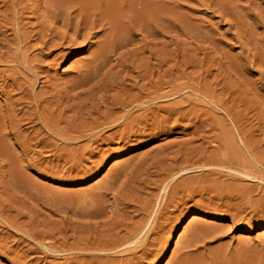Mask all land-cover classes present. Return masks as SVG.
I'll return each instance as SVG.
<instances>
[{
	"label": "rangeland",
	"instance_id": "rangeland-1",
	"mask_svg": "<svg viewBox=\"0 0 264 264\" xmlns=\"http://www.w3.org/2000/svg\"><path fill=\"white\" fill-rule=\"evenodd\" d=\"M1 1L5 2L6 0ZM1 1L0 11H3L4 7ZM60 1H63V5ZM112 1L115 6L113 11L117 14V20L112 27V31L116 33L111 32L112 36L110 35L111 37L109 38L113 43L117 41L119 45L115 42L117 45L116 51H113L111 54L112 58L110 63L115 66L113 67L109 63V66L104 69L105 73V71L111 67V73H109L107 79L109 81L117 80L116 82L118 83L124 81L126 82L125 84L128 85L130 83L129 81L127 82V78H125L126 74L131 71L132 76H135L137 70V72L142 70V64L143 68L146 66L145 68L154 69L155 74L158 70L157 72L160 75V79H164L163 81L167 80V82H169V79L170 81L172 80L171 83L173 86L174 84H183L188 86L191 85L192 89H198L196 92L194 89V91L191 89L187 91L186 89L180 93L181 95L179 94L161 100V102L158 103L159 107L161 106L162 109H166L179 101H189L191 99L192 101L190 100V104H185H188L186 109L193 108V111L196 109L192 114H195L197 118L195 115L191 114L188 118L194 116L196 120L193 118H190L189 122L187 121L189 119H184L185 121L180 120L179 122H175L174 120L173 123V119L176 118V116H173L172 119L164 121L162 124H166V127L172 129L168 131L170 133H167L166 136L161 133L157 134V132L151 134L145 132L143 135L137 136L133 141H120L114 139L111 140V142L110 140L106 142L108 141L106 140L105 143L98 141L95 145V143L90 144L84 139L79 143H73L74 145L69 143L67 146L61 141H56L53 137L51 138V136L47 138L45 133L42 134L41 132L39 136L33 134L39 126H36V124L33 125L32 123L26 124L27 121L24 122L25 120L18 121V119H15L17 130H14L15 128L11 130L10 126H2L3 118H8V116L2 112V115H0V133H4L0 134V140H3L0 141L2 143H0V205L3 203L4 205L2 207L0 206V210H4V212L0 211V225H2L0 226V264H126L129 260L128 255L116 256V254L112 252H107L105 255L107 256L108 254L110 258H106L103 253L94 251L93 248L99 246V240H101L100 247L104 244L103 242L108 239L107 237L105 240L104 237L112 230L114 227L113 224L119 223V221L122 222V224L132 223L133 221L137 222L142 218V215H139V210L141 208L143 209L147 206L154 205L155 208L153 210L155 212L157 207L159 205L161 207L162 204H167L168 206L165 205V208L162 209V211H164H161L158 221L152 223L153 216H151L149 221L150 229L154 226L151 233L154 235L155 233L162 235L159 251L157 253L153 252V255H149L144 261L143 259H140V261L137 260L141 264H264V87H262L264 86V60H262V58H264V0H143L146 4V11H142L143 9L139 6H134L132 2L137 3L138 0ZM24 2L28 3V7L29 4H35L34 11L37 14L39 13V20H41V15H46L45 9L54 11L55 9L53 10V6L55 5L57 8H61L60 10L63 8L64 12L70 9L69 12H74L78 0H34V3L33 0H25ZM96 2H101L102 4V0H97ZM114 2H116V4ZM71 4L74 5L71 6ZM130 4H132L134 8L126 7V5L128 6ZM68 5L71 6L74 11ZM98 6H103V4ZM138 7L141 9L142 13L140 11L137 13L135 12V9L139 10ZM117 9L120 11L123 10L124 12L122 13V11L120 12ZM128 9H133L132 12L134 14L132 13V15ZM54 12L61 13L62 11L59 12L56 10ZM117 12H120L122 15ZM127 12L130 15H128ZM24 14V22H27V20L35 22L34 19L30 18V13ZM71 16L73 17V15ZM127 16H129L128 20L125 19ZM48 17L49 15L45 17V21H48V19H46ZM144 18L150 19L145 20ZM157 21H160V23ZM147 22H149V24H147ZM104 23L106 24L105 21ZM124 23H127L129 27ZM97 29L99 28H96V30ZM121 31L124 32L122 33ZM125 32L127 33L124 34ZM101 33V35H104L103 32ZM100 34L97 38H93L94 40L91 39V41H93L92 44H95V42L102 37ZM115 34H117V36ZM122 36L124 38H122ZM142 38L144 41L141 40ZM126 39H128L130 43L126 41ZM123 40H125V44ZM118 47L121 49L119 50ZM168 50L170 53H174V55L170 54ZM64 52L61 57L53 62H49L50 65H44L43 70L48 71V76L50 79L52 78L51 80L54 79L53 81L59 82L58 89L68 91L66 81L77 77V67L88 59L89 50L83 49L80 51L78 49H70L66 54ZM140 52L143 54L139 55L141 54ZM135 53L137 54L135 55ZM54 55H56V52L48 60L50 61L53 59L52 57H54ZM252 55L255 58L257 56L260 57L254 58V60ZM140 61H142V63H140ZM206 62L207 64H205ZM147 63H149L150 66H148L149 64L147 65ZM198 64L200 65L197 66ZM234 67L236 69H234ZM170 71L172 72L171 76L173 78L175 77L176 80L175 78L174 80L171 78ZM117 72L118 74L121 73V75H118ZM172 74H174V76ZM212 74L214 75L212 76ZM155 79L156 76L152 78V80ZM142 83L143 82L139 81L138 85ZM205 85L206 87L208 86L207 90L206 92H202V90L205 91L204 89H206ZM235 85L238 86L236 87ZM39 88L40 87L37 89L40 90ZM37 89L36 91H38ZM168 89L169 88L163 85V92H167ZM199 89L201 92H199ZM42 90L45 91V89ZM254 90L256 91L254 92ZM116 93V90H109L107 91V96L111 98L113 95H116ZM210 93L211 96H208ZM243 93L247 94V97ZM203 94L205 96H201ZM258 94L260 97H258ZM98 95H100V93H98ZM182 96L183 98L185 96L184 100ZM238 97L239 99H237ZM0 99V104L2 105L3 99ZM219 99L223 103L222 107L225 111L217 107L218 103L216 100L218 101ZM247 99L251 100L247 101ZM253 101L254 103L256 101V103L254 104ZM207 105L209 107H207ZM97 106L98 107H94L95 110H103L102 105L97 104ZM241 109H243V112ZM24 110L23 112H27V109ZM87 110L89 109L85 108L82 112ZM30 111L31 109L29 112ZM96 111H92V116H96ZM136 114H140V112ZM159 114L162 117L164 115L162 112H159ZM227 114L230 115V117ZM235 116L238 117L236 118ZM193 121L194 123L197 121V124H199V122L206 124L204 125V127L206 126L204 129L205 139H202V142L198 140L194 142V144L192 143L191 146L193 147L199 144L201 145L202 143L203 147H207L206 149L209 151L211 147H213L212 141L217 138L216 141L219 142L220 136L228 132L225 134L226 136L224 135V137H226L224 138L225 147L227 145L228 148L232 149L231 152L230 149L228 150L227 147L226 149L224 147L225 156L226 154L227 156L229 155L225 157L226 160L224 161L228 162H225L223 165L224 167H221V164H217L219 167L215 165V167L210 169L213 173L192 172L189 173V175H183V178H178L179 176H175L176 178L168 177V172H164L163 169L167 167L166 164L170 161H166L164 163L165 166L161 165L162 168L160 167V169L155 166V162H157L156 159L159 160L162 156L170 158L179 150L178 162L176 161L175 164L178 166V169H184L189 160L188 165H190L187 166L188 168H190L192 164L195 166L200 165L202 162L200 160H207L209 158L208 151H205V154L204 152L200 153V151H197L199 153L194 152L196 154L192 156L194 153H187L183 148L184 151L179 149V142L182 144L183 141L190 139L188 132H191L190 129H192L194 124ZM211 124L214 125L211 126ZM215 125H217V128ZM18 127L20 130H18ZM208 129L213 132H208ZM222 129L226 132H223ZM110 133L111 131L105 134L108 135ZM209 135H211V137ZM42 136L44 137L42 138ZM39 138H47L48 140L46 139V141L55 144L50 148V150H54L50 151L49 148H47L48 150H42L40 146L34 147V142L40 140ZM246 142L247 146L245 145ZM168 145L170 149L167 147ZM175 146L178 148L176 149ZM162 147H164V149L167 147V149H165L166 151L164 150L160 156H157L159 149ZM71 149L73 151H71ZM168 149L169 151H167ZM71 152H73L74 155H72L73 153ZM59 153L64 154V158ZM190 154L192 157L188 156ZM10 155L12 161L10 160ZM60 155L62 158L58 160L57 157ZM21 157L23 159H21ZM65 157H67V159H65ZM68 157L71 159H68ZM13 158H17L16 160L18 162ZM147 159L151 160L147 161ZM179 161H183L184 163H180ZM179 165H181V167ZM8 166L10 168L13 166L14 169L12 170ZM250 166L253 168H250ZM245 167L247 169H245ZM214 168L216 171L212 170ZM160 170L165 175H163L162 172L160 174ZM248 171L252 172L251 177H246ZM254 171H256V173ZM165 177L167 179L172 178V180H166L164 179ZM160 181H163V183ZM174 181H177L176 184L178 183V185L174 184ZM159 182L161 184H159ZM167 182H170L176 187L172 188L173 185L171 186L172 193H168L169 195H167L166 202L163 203L160 201L163 197L162 189ZM170 183H167V185H171ZM3 189L5 191H3ZM99 194L105 195H102V198ZM168 199L171 200V202ZM99 201L103 205V209L100 208V211L98 208L102 206L101 204H99V207L97 206ZM142 203L143 206L141 205ZM3 207L5 209L8 208L5 210ZM90 209L91 211H89ZM101 211L103 216L101 213L98 214V217L97 215L90 214ZM111 211H113V213H111ZM121 213L123 214L121 215ZM124 214L127 217L126 219ZM114 215H116L117 218ZM113 218L116 219V222ZM1 220H4L3 223ZM12 220H15L14 223ZM109 220L111 221L109 222ZM7 221H10L13 226ZM163 223H165V225ZM104 224L106 225L104 226ZM109 224L111 228H108ZM153 224H156V226ZM158 225L161 227L163 225L162 228L164 230H161V227L158 228ZM103 226L107 227L104 228ZM120 234L119 237L123 236L124 232ZM172 234L174 239L170 242ZM86 241L87 246H85ZM91 241L93 243H91ZM186 241H192V247L187 250L183 248V246L186 245ZM91 245L93 246L90 247ZM87 254L89 257H87ZM110 254H112L113 257ZM101 255L105 257L101 259ZM134 261L137 262L136 260Z\"/></svg>",
	"mask_w": 264,
	"mask_h": 264
},
{
	"label": "bare ground",
	"instance_id": "bare-ground-1",
	"mask_svg": "<svg viewBox=\"0 0 264 264\" xmlns=\"http://www.w3.org/2000/svg\"><path fill=\"white\" fill-rule=\"evenodd\" d=\"M1 1V0H0ZM25 0H6L3 3V7L4 10L0 11V98H2L3 103L0 106V115H2V112H4V114H6L8 116V120L3 118V125L2 126H10L11 130L12 128L16 129V120L18 119V121H23L24 122L27 121L26 124L28 123H32L33 125L36 124V126L38 125L39 128H37V130L34 131L33 134H37V136H39V134L42 132L45 133L46 137L48 138L49 136H51V138L53 137L54 139H56V141H61L62 143H64V145L66 144H73V143H79L80 141L86 139V141L90 144H94L96 145V143H98V141L101 143H105L106 142H111V140L114 139H118L120 141H133L135 140V138L137 136H141L143 135L145 132H147L148 134L150 133H154L157 132L161 133V134H166L170 133L168 131H171L172 129L166 127L165 125H163L162 123H164V121L172 119L173 116H176L175 119H173V123L174 120L175 122H179L180 120L185 121L184 119H189L187 120L188 122L190 121V118L194 119V116L189 117V115L192 114L193 108L190 109H186L187 105L190 104V100H186V101H179L178 103H175L174 105H172L170 108H165L166 109H162L161 106L159 107L158 103L161 102V100L164 99H168L170 97L173 96H177L179 95L181 92H183L184 90L187 89H191V85H175L173 86V84L171 83L170 79L169 82L163 81L160 79V75L159 73L156 71V74L154 72V69H150V68H145L146 64L144 65L145 67L143 68V64H142V70L137 72L136 71V75L132 76V72L129 71V73H125L127 78V82L129 81L130 84H125L126 82H122V83H118L116 82L117 80L114 81H109L107 79V76L109 75V73H111V67L105 71L104 73V69L106 67L109 66V63L111 62V54L113 53V51H116V47L117 45V41L116 44L115 42L113 43L112 40L109 38L111 37V32L112 33H116L112 31V27L115 23V21L117 20L116 18V13L113 11V9L115 8V6L113 5V1L112 0H102V4L103 6H98V5H102L101 2L97 3L95 0H78V2L76 3L75 6L76 9L74 11V9L71 7L73 6L71 4V6H69L70 8L73 9L74 12H69L66 11L64 12V9L62 8V10H60L59 8H57V6H53V10L54 11H62L61 13L58 12H54V11H48L45 9L46 15L43 16L41 15V20H39V13L37 14L34 10H35V4H29L28 7V3L24 2ZM27 1V0H26ZM51 1V0H50ZM56 1V0H55ZM71 1V0H69ZM74 1V0H73ZM101 1V0H99ZM104 1V3H103ZM107 1V2H106ZM118 1V0H117ZM134 1V0H133ZM153 1V0H152ZM158 1V0H157ZM59 2V1H58ZM76 2V1H75ZM151 2V1H150ZM149 2V3H150ZM34 3V0H33ZM44 3V2H43ZM60 3H62L63 5V1ZM72 3V2H71ZM116 4V2H114ZM125 3V2H124ZM123 3V4H124ZM130 3V2H129ZM134 4V6H139L141 9H143L142 11H146V4L144 3V1L142 0H138L137 3L132 2ZM56 4V2H55ZM66 4V3H65ZM153 4V3H152ZM1 5V4H0ZM113 5V6H112ZM166 5V4H164ZM1 6V7H2ZM46 6V5H44ZM48 6V5H47ZM59 6V4H58ZM66 6V5H65ZM123 6V5H122ZM134 6L132 4L130 5H126V7L129 8H134ZM156 6V4H155ZM40 7V6H39ZM42 7V6H41ZM138 7L139 10L135 9V12H141V9ZM154 7V5H153ZM51 8V7H50ZM47 8V9H50ZM158 8V7H157ZM37 9V7H36ZM67 9V7H66ZM151 9V8H150ZM149 9V10H150ZM155 9V8H154ZM52 10V8H51ZM119 10V9H117ZM126 10V8H125ZM130 10V9H128ZM127 10V11H128ZM133 9L130 10V13L132 14ZM41 11V10H39ZM38 11V12H39ZM116 11V10H115ZM120 11V10H119ZM122 13L124 12L123 10H121ZM120 11V12H121ZM120 12H117L118 14ZM150 12V11H149ZM24 13H30V18L34 19V21L27 20V22H24L25 17L23 18V14ZM128 13V12H127ZM142 13V12H141ZM139 13V14H141ZM145 13V12H143ZM45 14V13H44ZM126 14V13H124ZM123 14V16H124ZM134 14V13H133ZM132 14V15H133ZM152 14V13H151ZM25 15V14H24ZM48 21H45V17L48 16ZM73 15V17L71 16ZM120 15H122L120 13ZM128 15H130L128 13ZM142 15V14H141ZM147 15V14H146ZM150 15V14H149ZM154 15V14H153ZM156 15V14H155ZM27 16V15H26ZM126 16V15H125ZM143 16V15H142ZM29 17V16H28ZM26 17V18H28ZM119 17V15H118ZM127 16L125 19L128 20ZM131 17V16H130ZM141 17V16H140ZM148 17V16H147ZM133 18V17H132ZM136 18V16H135ZM151 18V17H150ZM149 18V19H150ZM143 19V18H142ZM145 19V18H144ZM148 19V18H147ZM145 19V20H147ZM148 19V20H149ZM154 19V18H153ZM160 19V18H159ZM162 20V19H161ZM173 20V19H172ZM104 21L106 22V24L104 23ZM144 21V20H143ZM152 21V20H150ZM154 21V20H153ZM126 22V21H125ZM158 22V21H157ZM139 23V22H138ZM143 23V22H142ZM160 23V21L158 22ZM122 24V23H121ZM125 24V23H124ZM127 24V23H126ZM125 24V25H126ZM147 24H149V22H147ZM170 24V23H169ZM123 25V24H122ZM151 25V24H150ZM119 26V25H118ZM127 27H129V25H126ZM147 26V25H146ZM173 26V25H172ZM122 27V26H121ZM157 27V26H156ZM96 28H99L96 30ZM135 28V27H134ZM140 28V27H138ZM147 28V27H144ZM114 29V28H113ZM122 29V28H121ZM125 29V28H124ZM133 29V28H132ZM153 29V28H152ZM158 29V28H157ZM170 29V27H169ZM96 30V31H95ZM123 30V29H122ZM163 30V29H162ZM133 31V30H132ZM141 31V30H139ZM137 31V32H139ZM147 31V30H144ZM150 31V30H148ZM103 32L104 35H101ZM122 32V31H121ZM119 32V33H121ZM124 32V31H123ZM122 32V33H123ZM128 32V30H127ZM127 32H125L124 34H126ZM154 32V31H153ZM152 32V33H153ZM157 32V31H156ZM101 33V34H100ZM118 33V32H117ZM129 33V32H128ZM143 33V31H142ZM149 33V32H147ZM101 35L102 37H98L99 39L97 40V42H95V44H92L93 41H91V39L93 38H97L98 35ZM132 34V33H131ZM130 34V35H131ZM138 34V33H137ZM111 35V36H110ZM117 36V34H115ZM139 35V34H138ZM114 36V35H113ZM132 36V35H131ZM130 36V37H131ZM152 36V35H151ZM145 37V36H144ZM121 38V37H120ZM122 38H124L122 36ZM136 38V37H135ZM130 39V38H129ZM147 39V38H146ZM94 40V39H93ZM115 40V39H114ZM121 40V39H119ZM118 40V41H119ZM135 40V39H134ZM133 40V41H134ZM142 41L143 38L141 39ZM125 40H123L124 42ZM126 41L129 42L128 39H126ZM140 41V40H139ZM122 42V41H120ZM130 43V42H129ZM132 43V42H131ZM125 44V42H124ZM123 45V44H122ZM131 45V44H130ZM142 46V44H141ZM121 47V46H120ZM123 47V46H122ZM126 47V46H125ZM136 47V46H135ZM134 47V48H135ZM133 48V50H134ZM140 48V47H139ZM138 48V49H139ZM152 48V47H151ZM70 49H78V50H83V49H88L89 50V57L86 61L82 62L81 65L79 67H77V77L66 81L67 84V88L68 91H64L63 89H58V83L56 81H53L49 78L48 76V71L47 70H43L44 65H50L49 62H53L55 61L57 58L61 57L64 51H69ZM118 49L120 50L121 48L118 47ZM145 49V48H144ZM143 49V50H144ZM125 50V49H124ZM166 50V49H164ZM172 50V49H171ZM262 50V49H261ZM123 51V50H122ZM141 51V50H140ZM153 51V50H152ZM155 51V50H154ZM169 51V50H168ZM174 51V50H173ZM56 52V55H54V57H52L53 59H51L50 61L48 60L54 53ZM58 52V53H57ZM66 52H64L66 54ZM136 52V51H135ZM144 52V51H143ZM125 53V52H124ZM122 53V54H124ZM138 53V52H137ZM135 53V55L137 54ZM141 53V52H140ZM170 53V51H169ZM116 54V52H115ZM126 54V53H125ZM131 54V52H130ZM143 53L139 54L142 55ZM146 54V53H145ZM162 54V53H160ZM172 54V53H170ZM134 55V56H135ZM174 55V53L172 54ZM114 56V55H112ZM127 56V54H126ZM132 56V55H131ZM133 56V57H134ZM253 56V55H252ZM256 56V55H255ZM128 57V56H127ZM260 57V56H257ZM256 57V58H257ZM130 58V57H129ZM141 58V57H140ZM255 57L253 56V59ZM255 58V59H256ZM119 59V58H118ZM125 59V58H124ZM133 59V58H132ZM137 59V58H136ZM156 59V58H155ZM254 59V60H255ZM138 60V59H137ZM166 60V59H165ZM164 60V61H165ZM172 60V59H171ZM170 60V61H171ZM262 60H264V58H262ZM261 60V61H262ZM115 61V60H114ZM147 61V60H146ZM161 61V60H160ZM252 61V60H251ZM260 61V60H259ZM118 62V61H117ZM123 62V61H122ZM158 62V61H157ZM156 62V64H157ZM201 62V61H200ZM199 62V63H200ZM256 62V61H255ZM140 63H142V61H140ZM145 63V62H144ZM162 63V62H161ZM165 63V62H164ZM191 63V62H190ZM252 63V62H251ZM111 64V63H110ZM122 64V63H120ZM139 64V63H138ZM137 64V65H138ZM149 63H147L148 65ZM204 64V63H203ZM207 64V62L205 63ZM127 65V64H125ZM161 65V64H160ZM157 65V66H160ZM189 65V62H188ZM187 65V66H188ZM193 65V64H192ZM200 64H198L197 66H199ZM261 65V64H260ZM111 66H113L111 64ZM115 66V65H114ZM113 66V67H114ZM141 66V65H140ZM150 66V64L148 65ZM162 66V65H161ZM173 66V65H172ZM211 66V65H210ZM112 67V68H113ZM120 67V66H119ZM117 67V68H119ZM123 67V66H122ZM133 67V66H132ZM135 67V66H134ZM137 67V66H136ZM139 67V66H138ZM239 67V66H238ZM162 68V67H161ZM175 68V67H173ZM209 68V66H208ZM215 68V67H214ZM127 69V68H124ZM140 69V68H139ZM203 69V68H201ZM206 69V68H205ZM234 69H236L234 67ZM239 69V68H238ZM237 69V72H238ZM114 70V69H112ZM117 70V69H116ZM115 70V71H116ZM208 70V69H207ZM217 70V69H216ZM233 70V69H232ZM125 71V70H123ZM134 71V68H133ZM168 71V70H167ZM166 71V72H167ZM235 71V70H234ZM114 72V71H113ZM131 72V75H130ZM231 72V71H230ZM116 73V72H115ZM122 73V71H121ZM121 73H119L121 75ZM169 73V72H168ZM171 71H170V76H171ZM118 74V72H117ZM118 74V75H119ZM124 74V75H125ZM195 74V73H194ZM200 74V73H199ZM115 75V74H114ZM174 76V74H172ZM177 75V74H175ZM214 74H212L213 76ZM217 75V74H216ZM156 76L155 80H152L153 77ZM236 76V75H235ZM112 77V75H111ZM119 77V76H118ZM190 77V76H189ZM215 77V76H214ZM115 78V77H114ZM113 78V79H114ZM169 78V77H168ZM171 78L174 80V78L171 76ZM178 78V77H177ZM117 79V78H116ZM124 79V78H122ZM181 79V78H180ZM188 79V78H187ZM191 79H195V78H191ZM119 80V79H118ZM176 80V78H175ZM202 80V79H201ZM213 80V79H212ZM215 80V79H214ZM240 80V79H239ZM120 81V80H119ZM141 81L143 82L141 85H138V82ZM219 81V80H218ZM234 81V80H233ZM184 82V81H183ZM198 82V81H196ZM206 82V81H205ZM212 82V81H211ZM208 83V82H207ZM239 83V82H238ZM243 83V82H242ZM172 84V85H171ZM191 84V83H190ZM193 84V83H192ZM221 84V83H220ZM64 85V83H63ZM163 85L166 86L168 89L167 92H163ZM196 85V84H195ZM199 85V84H197ZM209 85V84H207ZM228 85V84H227ZM240 85V84H239ZM224 86V84H223ZM236 86V85H235ZM238 86V85H237ZM236 86V87H237ZM40 87L38 90L37 88ZM206 87V85H205ZM208 87V86H207ZM204 89L205 91L202 92H206L207 90ZM216 87V86H215ZM240 87V86H239ZM243 87V86H242ZM264 87V86H262ZM200 88V86H199ZM213 88V85H212ZM227 88V87H226ZM36 89L38 91H36ZM42 89H45V91H43ZM196 89V88H195ZM194 89V90H195ZM209 89V88H208ZM234 89V88H233ZM244 89V88H243ZM42 90V91H41ZM63 90V91H62ZM109 90H116L117 93L116 95H113L111 98H109L107 96V91ZM193 90V91H194ZM247 90V89H246ZM190 91V90H189ZM198 91L195 90V92ZM236 91V89H235ZM256 90H254L255 92ZM111 92V91H110ZM194 92V93H195ZM199 92L200 89H199ZM253 92V91H252ZM98 93H100V95H98ZM209 93V91H208ZM224 93V92H223ZM241 93V92H240ZM246 93V91H245ZM243 93V94H245ZM109 94V93H108ZM191 94V93H190ZM197 94V93H196ZM195 94V95H196ZM202 94V93H199ZM207 94V93H206ZM232 94V93H231ZM238 94V93H236ZM256 94V93H254ZM181 95V94H180ZM187 95V94H185ZM226 95V94H225ZM224 95V96H225ZM228 95V94H227ZM240 95V94H239ZM247 94H245L246 96ZM257 95V94H256ZM110 96V95H109ZM201 96H205L204 94ZM211 96V93L210 95ZM207 96V97H208ZM242 96V95H240ZM250 96V95H249ZM262 96V95H261ZM180 97V96H179ZM178 97V98H179ZM229 97V96H228ZM237 97V96H236ZM247 97V96H246ZM258 97L259 94H258ZM183 98V96H182ZM188 98V97H186ZM197 98V97H196ZM212 98V97H210ZM223 98V95H222ZM231 98V97H230ZM234 98V97H233ZM232 98V99H233ZM249 98V97H248ZM253 98V97H252ZM185 99V96L183 98V100ZM221 99V98H220ZM220 99L216 102L217 107L223 111H225V109H223L222 107V102L220 101ZM239 99V97L237 98ZM243 99V98H242ZM241 99V100H242ZM260 99V98H259ZM1 100V99H0ZM223 100V99H222ZM249 99H247L248 101ZM251 100V99H250ZM249 100V101H250ZM256 100V99H255ZM192 101V100H191ZM233 101V100H232ZM196 102V100H195ZM203 102V101H202ZM237 102V101H236ZM239 102V101H238ZM244 102V100H243ZM242 102V103H243ZM186 103H188L187 105H185ZM192 103V102H191ZM201 103V102H199ZM204 103V102H203ZM229 103V102H228ZM241 103V102H240ZM248 103V102H246ZM254 103V101H253ZM256 103V101H255ZM254 103V104H255ZM98 105H102L103 106V110H95L94 107H98ZM173 104V103H172ZM194 104V103H193ZM198 104V103H197ZM214 104V103H213ZM215 104V105H216ZM237 104V103H236ZM89 106V107H88ZM170 106V105H169ZM168 106V107H169ZM190 106V105H189ZM199 106V105H198ZM197 106V107H198ZM233 106V105H232ZM236 106V105H235ZM234 106V107H235ZM163 107V108H164ZM205 107V106H203ZM207 107H209L207 105ZM244 107V106H243ZM82 108H88L89 110L87 111H83L84 109ZM101 108V107H100ZM98 108V109H100ZM231 108V107H230ZM247 108V107H245ZM251 108V107H250ZM255 108V107H254ZM27 109V112H23V110ZM31 109V111L29 112V110ZM201 109V108H200ZM24 110V111H25ZM198 110V108H197ZM213 110V109H212ZM228 110V108H227ZM243 109H241L242 111ZM249 110V109H248ZM251 110V109H250ZM255 110V109H254ZM92 111H96V116H92L93 112ZM229 111V110H228ZM253 111V110H252ZM140 112V114H136ZM159 112H162L164 115L163 117L159 114ZM199 112V111H198ZM214 112V111H213ZM243 112V111H242ZM241 112V113H242ZM197 113V112H196ZM228 113V112H227ZM233 113V112H232ZM3 114V115H4ZM95 114V112H94ZM136 114V115H135ZM200 114V113H199ZM231 114V113H230ZM195 115V114H192ZM228 115V114H227ZM232 115V114H231ZM238 115V114H236ZM196 116V115H195ZM230 117V115H228ZM244 116V114H243ZM3 117V116H2ZM19 117V118H18ZM200 117V116H199ZM208 117V116H206ZM236 118L238 116H235ZM197 118V116H196ZM244 118V117H243ZM232 119V117H231ZM234 119V117H233ZM1 120V119H0ZM196 120V119H194ZM198 120V119H197ZM214 120V119H213ZM200 121V120H199ZM203 121V120H202ZM234 121V120H233ZM232 121V122H233ZM238 121V120H237ZM1 122V121H0ZM201 122V121H200ZM197 124L194 123L193 121V127L191 130V132H188V134L190 135V139L187 141H183L182 144H180L179 142V149H185L187 151V153H194L197 151H200V153L205 154V151H208L206 148L207 147H203L202 143L201 145L199 144L198 146H191V144L194 142H197L198 140H201L200 142H202L205 139L204 136V132H205V127L203 123ZM213 122V121H212ZM239 122V121H238ZM237 122V124H238ZM170 123V122H169ZM168 123V124H169ZM172 123V121H171ZM207 123V121H206ZM210 123V122H209ZM180 124V123H179ZM192 124V123H191ZM243 124V123H241ZM1 125V124H0ZM18 125V123H17ZM21 125V124H20ZM30 125V124H29ZM163 125V127H162ZM170 125V124H169ZM189 125V124H188ZM214 124H211V126ZM218 125V124H217ZM217 125L216 128H217ZM5 126V127H6ZM165 126V127H164ZM176 126V125H175ZM192 126V125H191ZM223 126V125H222ZM242 126V125H241ZM21 127V126H19ZM18 127V130H20V128ZM177 127V126H176ZM175 127V128H176ZM9 128V127H8ZM35 128V127H34ZM33 128V130H34ZM168 128V130H167ZM215 128V130H216ZM237 128V127H236ZM242 128V127H241ZM244 128V127H243ZM8 129V130H10ZM32 129V128H31ZM224 129V128H223ZM222 129V131H223ZM4 130V129H3ZM2 130V131H3ZM7 130V131H8ZM239 130V129H238ZM243 130V129H242ZM1 131V129H0ZM110 134L106 135L105 133L110 132ZM210 130L208 129V132ZM212 131V130H211ZM210 131V132H211ZM241 131V130H240ZM244 131V130H243ZM248 131V130H247ZM11 132V131H10ZM20 132V131H19ZM22 132V131H21ZM213 132V131H212ZM226 132V131H223ZM4 132L0 133L3 134ZM228 132L224 133L227 134ZM241 133V132H240ZM32 134V135H33ZM106 136H105V135ZM147 134V135H148ZM207 134V133H206ZM205 134V135H206ZM212 134V133H211ZM223 134V133H222ZM41 135V134H40ZM146 135V134H145ZM154 135V134H153ZM221 135V134H220ZM224 135L220 136V140L219 142L216 141V139H214L212 142L213 147L209 146V158L207 160H200L202 161L201 164L199 162L200 165H191L190 168L185 169H178V166L175 164L177 159H178V155L179 150L175 152L174 156L167 158L162 156V158L159 160H157V162H155V166L156 167H161V165H164V163L166 161H170L168 162L167 167H165L163 169V171L168 172L169 176L168 177H178V178H183L182 176L185 174L189 175V173H194V172H201V173H210V169L215 167V165L217 164H221V167H224L223 165L225 164V162L228 161H224L226 160L225 157V152H224V147H225V142H224ZM233 135V134H232ZM243 135V134H241ZM248 135V133H247ZM15 136V135H14ZM34 136V135H33ZM211 137V135H209ZM226 136V135H225ZM228 136V135H227ZM44 136H42L43 138ZM230 137V136H229ZM228 137V138H229ZM242 137V136H240ZM250 137V136H249ZM1 138V137H0ZM16 138V137H15ZM19 138V137H18ZM41 139L40 140H36V142H34V147H38L40 146L42 150H45L47 148H52L53 145L52 143H49V141H46V139ZM214 138V137H213ZM5 139V138H4ZM27 139V138H26ZM25 139V141H26ZM33 139V138H31ZM38 139V138H37ZM53 139V140H54ZM203 139V140H202ZM208 139V138H207ZM242 139V138H241ZM247 139V137H246ZM17 140V139H15ZM34 140V139H33ZM48 140V139H47ZM50 140V139H49ZM52 140V141H53ZM211 140V139H210ZM248 140V139H247ZM0 141H3L2 139ZM55 141V140H54ZM85 141V142H86ZM125 141V142H126ZM250 141V140H249ZM60 142V143H61ZM68 142V143H66ZM228 142V141H227ZM243 142V141H242ZM1 143V142H0ZM57 143V142H56ZM61 143V144H62ZM127 143V142H126ZM230 143V142H229ZM2 144V143H1ZM71 144V145H72ZM87 144V143H86ZM89 144V145H90ZM228 144V143H227ZM244 144V142H243ZM249 144V143H248ZM5 145V144H4ZM23 145V144H22ZM63 145V146H64ZM74 145V144H73ZM77 145V144H76ZM231 145V144H230ZM234 145V144H233ZM247 146V142L245 144ZM252 145V143H251ZM25 146V145H24ZM57 146V145H56ZM62 146V147H63ZM68 146V145H67ZM166 146V145H165ZM190 146V147H189ZM205 146V145H204ZM229 146V144H228ZM255 146V145H254ZM1 147V146H0ZM61 147V148H62ZM71 147V146H70ZM75 147V146H74ZM80 147V146H79ZM82 147V146H81ZM169 149V145L167 146ZM167 147H165V149H167ZM176 147V146H175ZM227 147V145H226ZM225 147V149H226ZM234 147V146H233ZM252 147V146H251ZM250 147V148H251ZM27 148V147H26ZM60 148V151H61ZM73 148V147H72ZM172 148V146H171ZM178 147H176L177 149ZM228 148V147H227ZM247 148V147H246ZM249 148V150H250ZM254 148V147H253ZM1 149V148H0ZM8 149V148H7ZM25 149V147H24ZM36 149V148H35ZM34 149V150H35ZM56 149V147H55ZM58 149V147H57ZM63 149V148H62ZM78 149V147H77ZM81 149V148H79ZM164 147H162L161 149H159L158 151V155L160 156V154H162V152L165 150ZM169 149L167 151H169ZM182 149V150H183ZM230 149V151L232 152L231 148H228V150ZM257 149V148H256ZM3 150V149H2ZM38 150V149H37ZM48 150V149H47ZM54 150V149H52ZM50 150V151H52ZM236 150V149H235ZM239 150V149H238ZM254 150V149H253ZM6 151V150H5ZM26 151V150H25ZM66 151V150H65ZM71 151H73L71 149ZM78 151V150H77ZM86 151V149H85ZM166 151V150H165ZM184 151V150H183ZM227 151V150H226ZM247 151V150H246ZM43 152V151H42ZM62 152V151H61ZM69 152V149H68ZM66 152V153H68ZM173 152V151H170ZM169 152V153H170ZM182 152V151H181ZM236 152V151H235ZM249 152V151H248ZM254 152V151H252ZM38 153V151H37ZM58 153V152H57ZM64 153V152H63ZM73 153V152H71ZM168 153V152H167ZM185 153V152H184ZM186 153V154H187ZM199 153V152H197ZM251 153V152H249ZM9 154V153H8ZM61 154V153H59ZM65 154V153H64ZM64 154H61L62 156ZM70 154V153H69ZM185 154V156H186ZM196 153H194L192 156H195ZM203 154V155H204ZM5 155V154H4ZM52 155V154H51ZM58 156V160L62 158V156ZM71 155V154H70ZM74 155V153L72 154ZM173 155V154H172ZM6 156V155H5ZM56 156V155H54ZM182 156V155H181ZM190 157V155H188ZM229 156V155H228ZM227 156V157H228ZM234 156V155H233ZM1 157V156H0ZM11 157V155H10ZM39 157V156H38ZM70 157V156H69ZM68 159H71L69 158ZM74 157V156H72ZM202 157V156H200ZM255 157V156H254ZM27 158V157H26ZM32 158V157H31ZM30 158V159H31ZM64 158V156H63ZM199 158V157H198ZM203 158V157H202ZM236 158V157H235ZM8 159V157H7ZM14 160H16L17 158H13ZM20 159V158H19ZM21 159H23L21 157ZM65 159H67V157H65ZM189 159V158H188ZM205 159V158H204ZM228 159V158H227ZM234 159V158H233ZM12 161V157L10 159ZM32 160V159H31ZM30 160V161H31ZM64 160V159H63ZM151 160V159H147ZM184 160V159H183ZM195 160V159H194ZM230 160V159H229ZM17 161V160H16ZM36 161V160H35ZM65 161V160H64ZM186 161V162H187ZM237 161V159H236ZM2 162V161H1ZM18 162V161H17ZM60 162V161H59ZM178 162V161H177ZM180 162V161H179ZM183 162V161H181ZM180 162V163H181ZM10 163V162H9ZM22 163V162H20ZM30 163V162H29ZM42 163V162H41ZM40 163V164H41ZM145 163V162H144ZM152 163V162H151ZM184 163V162H183ZM191 163V162H190ZM231 163V162H229ZM239 163V162H238ZM19 164V163H18ZM33 164V163H32ZM35 164V163H34ZM43 164V163H42ZM186 164V163H185ZM227 164V163H226ZM6 165V164H4ZM11 165V164H9ZM241 165V164H240ZM252 165V164H250ZM20 166V165H19ZM165 166V165H164ZM181 167V165H179ZM243 166V165H241ZM245 166V165H244ZM253 166V165H252ZM9 167V166H8ZM13 167V166H12ZM10 169H14L13 168ZM217 167H219L217 165ZM255 167V166H254ZM17 168V167H16ZM48 168V167H47ZM149 168V166H148ZM160 168V169H161ZM250 168H253L250 166ZM20 169V168H18ZM218 169V168H217ZM245 169H247L245 167ZM159 170V169H158ZM212 170H215L212 169ZM254 170V169H253ZM20 171V170H19ZM149 171V170H148ZM147 171V172H148ZM216 171V170H215ZM214 171V172H215ZM222 171V170H221ZM246 171V170H245ZM252 171V170H251ZM259 171V170H258ZM11 172V171H10ZM161 170H160V174H161ZM247 172V171H246ZM245 172V173H246ZM256 173V171H254ZM261 172V171H260ZM118 173V172H117ZM197 173V174H198ZM213 173V171L211 172ZM216 173V172H215ZM214 173V175H215ZM13 174V173H12ZM115 174V173H114ZM158 174V173H157ZM159 174V175H160ZM163 174V172H162ZM167 174V173H166ZM217 174V173H216ZM225 174V173H224ZM252 172L248 171V173H246V177H251ZM11 175V174H10ZM9 175V176H10ZM117 175V174H116ZM119 175V174H118ZM152 175V174H151ZM165 175V174H163ZM202 175V174H201ZM209 175V174H208ZM212 175V174H211ZM156 176V175H155ZM158 176V175H157ZM176 176V177H175ZM207 176V175H204ZM253 176L255 177V175L253 174ZM252 176V177H253ZM15 177V176H14ZM112 177V176H111ZM118 177V176H116ZM160 177V176H159ZM201 177V176H200ZM253 177V178H254ZM12 178V177H11ZM114 178V177H113ZM162 178V177H161ZM160 178V179H161ZM252 178V179H253ZM155 179V178H154ZM166 180H172V178L167 179L166 177L164 178ZM165 180V181H166ZM175 180V179H174ZM197 180V179H196ZM195 180V181H196ZM199 180V179H198ZM209 180V178H208ZM113 181V180H112ZM118 181V180H117ZM159 181V180H158ZM210 181V180H209ZM111 182V181H110ZM157 182V181H156ZM163 183V181H160ZM159 182V184H161ZM171 182V181H170ZM170 182H167L168 184ZM177 182V181H176ZM176 182L174 181L173 183L176 184ZM199 182V181H198ZM115 183V181H114ZM165 183V182H164ZM165 185V187L162 189V201L163 203L166 202L165 200L167 199V195H169L168 193H172L171 191V185ZM203 184V183H202ZM215 184V183H214ZM112 185V184H111ZM156 185V183H155ZM158 185V184H157ZM178 185V183L176 184ZM200 185V184H199ZM213 185V184H212ZM15 186V185H14ZM191 186V185H190ZM113 187V185H112ZM119 187V186H118ZM157 187V186H156ZM176 187V186H172ZM178 187V186H177ZM212 187V186H211ZM114 188V187H113ZM207 188V187H206ZM2 189V188H1ZM5 189V188H4ZM3 189V191H5ZM13 189V188H11ZM156 189V188H155ZM160 189V187H159ZM197 189V188H196ZM10 190V189H9ZM16 190V189H15ZM106 190V189H105ZM118 190V189H117ZM123 190V189H122ZM195 190V189H194ZM104 191V190H103ZM114 191V190H113ZM192 191V190H191ZM7 193V192H6ZM14 194V193H13ZM100 195V194H99ZM105 195V194H102ZM102 195H100V197H102ZM174 195V194H173ZM9 196V194H8ZM15 196V195H14ZM107 196V195H106ZM127 196V195H126ZM129 196V195H128ZM111 197V196H110ZM119 197V196H118ZM124 197V196H123ZM160 197V198H161ZM12 198V195H11ZM97 198V196H96ZM103 198V197H102ZM105 198V197H104ZM14 199V198H13ZM12 199V200H13ZM99 199V198H98ZM132 199V198H131ZM138 199V198H137ZM173 199V198H172ZM11 200V201H12ZM101 200V199H100ZM103 200V199H102ZM143 200V199H142ZM169 200V199H168ZM108 201V200H107ZM117 201V200H116ZM114 201V202H116ZM133 201V199H132ZM135 201V200H134ZM137 201V200H136ZM171 202V200H169ZM168 201V202H169ZM92 202V201H91ZM118 202V201H117ZM131 202V201H130ZM140 202V201H139ZM138 202V203H139ZM11 203V202H10ZM13 203V202H12ZM98 203V202H96ZM104 203V202H103ZM146 203V202H145ZM160 203V202H159ZM200 203V201H199ZM93 204V202H92ZM99 203H98V207H99ZM120 204V203H119ZM140 204V203H139ZM154 204V203H153ZM156 204V203H155ZM169 204V203H168ZM4 205V203L2 205H0L1 207ZM96 205V204H94ZM112 205V204H111ZM117 205V204H116ZM121 205V204H120ZM135 205V204H134ZM143 206V203L141 204ZM148 205V204H147ZM150 205V204H149ZM167 205V204H165ZM165 205H160L157 207L156 211L154 212V208L155 206H147L145 208H141L139 210V215H142V218L139 219L137 222H132V223H125L122 224V222L119 221V223L113 224V228L112 230H110V232H108V235L104 237V239L106 240L107 237L108 239L103 242L104 244L100 247V241L99 240V246H96L93 248L94 251H98L100 253H103L105 255V253L107 252H112L114 254L117 255H128V262L126 264H141L140 262H138L137 260L140 261V259H147V257L149 255H153V252L157 253L159 251L160 248V239L162 237V235H160L159 233H155V235L153 233H151L153 227L151 225V229H150V219L151 216H153L152 218V223L158 221V217L162 211L163 208H165ZM6 206V205H5ZM4 206V207H5ZM102 207H97L98 210L100 211V208L103 209V205L101 204ZM168 206V205H167ZM3 207V208H4ZM94 207V206H93ZM120 207V206H119ZM203 207V206H201ZM8 208V207H7ZM6 208V209H7ZM91 208V207H90ZM124 208V207H123ZM128 208V207H127ZM5 209V208H4ZM5 209V210H6ZM95 209V208H94ZM119 209V208H118ZM134 209V208H133ZM167 209V208H166ZM106 210V209H105ZM104 210V211H105ZM117 210V209H116ZM115 210V211H116ZM121 210V209H120ZM1 211V210H0ZM10 211V209H9ZM91 211V209L89 210ZM103 211V212H104ZM114 211V212H115ZM137 211V210H136ZM164 211V210H163ZM162 211V212H163ZM1 212H4L1 211ZM12 212V211H11ZM108 212V211H106ZM105 212V213H106ZM126 212V211H125ZM135 212V211H134ZM133 212V213H134ZM7 213V212H6ZM101 213L102 215V211L98 212V213H90L91 215H97V217L99 216L98 214ZM111 213H113V211H111ZM110 213V214H111ZM132 213V214H133ZM82 214V213H81ZM117 214V213H116ZM123 213H121L122 215ZM127 214V213H126ZM1 215V214H0ZM5 215V213H4ZM9 215V214H8ZM16 215V213H15ZM85 215V214H84ZM100 215V216H101ZM107 215V214H106ZM163 215V214H162ZM103 216V215H102ZM116 217V215H114ZM120 216V215H119ZM125 216V214H124ZM134 216V215H133ZM132 216V217H133ZM17 217V216H16ZM91 217V216H90ZM121 217V216H120ZM130 217V216H128ZM135 217V216H134ZM8 218V217H7ZM11 218V217H9ZM83 218V217H82ZM87 218V217H86ZM112 218V217H111ZM117 218V217H116ZM123 218V216H122ZM127 217L125 216V219ZM131 218V217H130ZM138 218V217H137ZM176 218V217H175ZM15 219V218H14ZM114 219V218H113ZM133 219V218H132ZM160 219V218H159ZM165 219V218H164ZM16 220V219H15ZM14 220V221H15ZM85 220V218H84ZM87 220V219H86ZM116 219H114L115 221ZM129 220V219H128ZM2 223L4 220H1ZM6 221V218H5ZM14 221L12 220V222L14 223ZM111 220H109L110 222ZM132 221V220H131ZM136 221V220H135ZM164 221V220H163ZM9 224L10 221H7ZM18 222V221H17ZM86 222V221H85ZM116 222V221H115ZM113 222V223H115ZM162 222V221H161ZM169 222V221H168ZM106 223V221H105ZM167 223V222H166ZM1 224V223H0ZM18 224V223H16ZM112 224V222H111ZM165 225V223H163ZM13 226V224H11ZM10 225V226H11ZM100 225V224H99ZM106 224H104L105 226ZM156 226V224H153ZM170 225V224H169ZM2 226V225H0ZM86 226V225H84ZM102 226V225H101ZM103 226V227H104ZM4 227V226H3ZM107 227V226H106ZM104 227V228H106ZM158 228L161 226H157ZM163 227V225H162ZM161 227V230L163 229ZM166 227V226H164ZM16 228V227H13ZM80 228V227H79ZM83 228V226H82ZM103 228V229H104ZM110 224H109V227ZM91 229V227H90ZM150 229V230H149ZM108 230V229H107ZM116 230V231H115ZM164 230V229H163ZM169 230V229H168ZM82 231V230H81ZM171 231V230H170ZM84 232V231H83ZM100 232V231H99ZM98 232V233H99ZM102 232V231H101ZM104 232V230H103ZM121 232H124V235L119 237V234ZM161 232V231H160ZM95 233V232H94ZM107 233V232H106ZM92 234V233H91ZM82 235V234H81ZM80 235V237H81ZM84 235V234H83ZM95 235V234H94ZM105 235V234H104ZM121 235V234H120ZM99 236V234H98ZM101 238V237H100ZM84 239V238H82ZM96 239V237H95ZM102 239V238H101ZM174 239L173 234L170 237V242H172ZM86 240V239H85ZM196 240V239H195ZM88 241V240H87ZM87 241L85 243V246H87ZM95 241V240H94ZM97 241V240H96ZM188 241V240H187ZM186 241V245L183 246V248L185 250L189 249L190 247H192V241L191 242H187ZM91 243H93L91 241ZM90 243V244H91ZM96 243V242H94ZM185 243V242H184ZM97 244V243H96ZM89 245V244H88ZM93 245H91L90 247H92ZM95 246V245H94ZM195 246V245H194ZM181 248V247H180ZM182 248V249H183ZM91 249V248H90ZM89 249V250H90ZM181 249V250H182ZM88 250V251H89ZM180 250V252H181ZM88 251H86L87 253H89ZM161 251V250H160ZM85 252V249H84ZM91 252V251H90ZM97 253V252H96ZM99 254V253H98ZM112 255V254H110ZM86 256V254H85ZM100 256V255H99ZM106 256V255H105ZM104 256V257H105ZM87 257L88 254H87ZM102 257V255H101ZM104 257H102L101 259H103ZM110 258L107 254L106 258ZM113 257V255H112ZM86 258V257H85ZM95 258V256H94ZM93 258V259H94ZM100 258V257H99ZM97 259V258H96ZM127 259V257H126ZM86 260V259H85ZM113 260V259H112ZM134 260H136L137 262H135ZM104 262V261H103ZM116 262V261H114ZM100 264V263H99Z\"/></svg>",
	"mask_w": 264,
	"mask_h": 264
}]
</instances>
